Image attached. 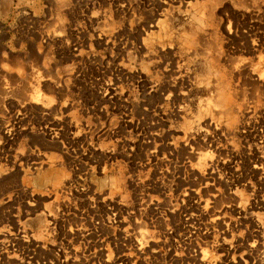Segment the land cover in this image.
<instances>
[{"label":"rangeland","instance_id":"obj_1","mask_svg":"<svg viewBox=\"0 0 264 264\" xmlns=\"http://www.w3.org/2000/svg\"><path fill=\"white\" fill-rule=\"evenodd\" d=\"M0 264H264V0H0Z\"/></svg>","mask_w":264,"mask_h":264},{"label":"bare ground","instance_id":"obj_2","mask_svg":"<svg viewBox=\"0 0 264 264\" xmlns=\"http://www.w3.org/2000/svg\"><path fill=\"white\" fill-rule=\"evenodd\" d=\"M244 3V2H243ZM235 4V3H234ZM239 6H242V5H239ZM245 7V6H244ZM166 32V31H165ZM197 34V33H196ZM201 37V36H200ZM196 39V38H195ZM200 40V39H199ZM193 42V41H192ZM200 42V41H199ZM255 43V42H254ZM251 45V44H250ZM218 51V50H217ZM219 52V51H218ZM220 56V55H219ZM208 73H210L209 71H208ZM207 258V257H206ZM206 263V262H205Z\"/></svg>","mask_w":264,"mask_h":264}]
</instances>
